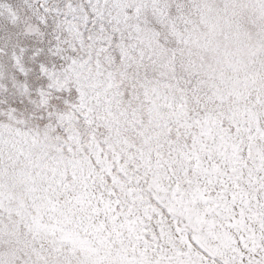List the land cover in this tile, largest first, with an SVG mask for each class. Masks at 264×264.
I'll return each mask as SVG.
<instances>
[{
    "label": "snow or ice",
    "instance_id": "snow-or-ice-1",
    "mask_svg": "<svg viewBox=\"0 0 264 264\" xmlns=\"http://www.w3.org/2000/svg\"><path fill=\"white\" fill-rule=\"evenodd\" d=\"M0 264H264V0H0Z\"/></svg>",
    "mask_w": 264,
    "mask_h": 264
}]
</instances>
